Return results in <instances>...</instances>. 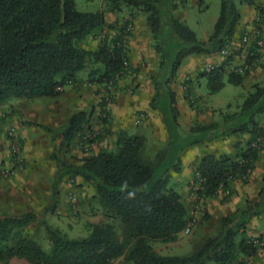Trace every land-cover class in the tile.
Returning <instances> with one entry per match:
<instances>
[{
  "label": "trees",
  "instance_id": "16d2710c",
  "mask_svg": "<svg viewBox=\"0 0 264 264\" xmlns=\"http://www.w3.org/2000/svg\"><path fill=\"white\" fill-rule=\"evenodd\" d=\"M248 3L254 5L252 1ZM123 6L148 15L149 27L157 41L154 48L161 64L163 67L171 64L166 89L171 95V109L175 115H178L176 95L168 84L185 59L220 54L228 43L237 39V27L242 19L236 0H221V12L212 36L208 41H200L197 34L174 14L165 16L160 0H107V10L97 13L78 11L76 0H0V108L13 98L63 97L66 87L78 83L79 73L86 70L90 62L102 66L93 71L91 83L106 89L111 83L117 86L118 79L127 73L129 57L123 46L124 34L110 40L104 33L116 29L107 22L106 13L121 12ZM172 8L174 12L176 5ZM257 10L264 12L263 6H257ZM163 35L165 40L160 39ZM89 37L103 38L95 50L82 46ZM257 49L255 44L252 48L254 57L249 58V63L260 56ZM234 59V55L228 57L220 67L198 74L199 78H207L211 93L225 87L226 75L229 83L243 85L248 72L239 75L227 71ZM153 80L158 99L162 96L161 78L154 75ZM191 81L189 78L186 82ZM254 89L241 113L244 117L248 114V120L240 123L237 129L222 133L224 137L250 133L252 140L246 149L235 155L206 154L198 161L195 175L196 179L202 180L198 191L201 200L215 198L221 192L232 194L230 185L234 181L249 182L261 150L252 143L264 134V125L257 120V116L264 115V82L256 84ZM107 104L104 99L101 115H108ZM106 118L103 120L107 124ZM87 122L86 112L75 114L54 139L60 140L63 148L70 149L81 138V128ZM36 126L53 132L49 127ZM216 128L217 124L197 125L190 132ZM145 148L143 135L123 133L118 135L115 148L86 155L78 166L61 162V173L57 174L54 189H58L66 176L73 182L80 180L82 186L93 190V201L101 206L110 222L92 225L88 236L73 239L34 211L19 215L0 214V263L7 264L18 258L31 264H114L118 260H122L120 264H206L207 261L246 264V260L261 251L252 244L247 225L252 218L261 215L264 204L247 201L244 209L222 219L220 235L208 239L197 253L189 257L159 255L151 243L174 242L189 225L188 206L171 184L172 174L181 171L182 160L171 154L170 149L160 152L155 160H149L144 156ZM171 159H176L175 163ZM115 221L123 226L121 236ZM34 224L43 226L49 249L36 242L35 236L27 231Z\"/></svg>",
  "mask_w": 264,
  "mask_h": 264
},
{
  "label": "rangeland",
  "instance_id": "374dc122",
  "mask_svg": "<svg viewBox=\"0 0 264 264\" xmlns=\"http://www.w3.org/2000/svg\"><path fill=\"white\" fill-rule=\"evenodd\" d=\"M160 1L165 16L168 17L171 14L176 16V13L172 11V7L177 2L180 3V0ZM249 1L255 3L254 0H236L240 9H243L241 4H246ZM180 5L183 6L179 12L185 14L189 28L197 34L200 41H208L220 16L221 0H203V4L199 0H187V3L183 2ZM76 6L80 12L97 13L107 10V0H76ZM258 6L262 5L259 4ZM257 11L258 17L253 24L257 29H262L264 26V12ZM147 19L148 15L146 13L125 6H123L121 12L106 13L107 22L115 26L116 29L106 30L104 35L109 37L110 40L121 36V34H124L127 38L126 50L129 57L127 73L118 79L117 86L106 89L100 84L91 83L89 79L93 71L102 69V66L90 62L87 69L79 73L78 83L74 88L67 90L66 87V94L63 97L38 98L35 100L13 98L0 108V214L19 215L34 211L40 215L41 219H46L49 225L60 229L70 238L86 237L92 225L110 222L101 206L93 201V190L88 186H82L80 180L73 182L67 176L56 190L54 189V183L57 174L61 173V162L78 166L86 155L98 153L101 149L115 148L118 140L116 136L118 130L113 128V124L115 127L117 124L120 126L126 125L128 131L124 129L123 132L125 131V134L128 135H133L131 132L135 129L138 130V133L134 134H141L146 139L145 158L155 160L157 155L166 149H170L171 154L180 156V159L185 156L188 150L193 148L205 150L209 143L224 139L223 132L228 129H237L240 123L246 119L248 120V114L244 117L241 113L245 102L255 91L254 83L252 85V82H247L244 85L236 86L228 82V75H226L225 87L217 93H211L208 80L203 77L201 78L200 97H192L187 101V104L192 111H197L201 118H205L200 122L194 121V127L217 124V128L205 132L191 133L187 129L181 112H179L178 104L175 105L178 115H175L171 109V95L166 89V83L170 78L171 64H166V67L162 66L161 58L154 48L157 41L154 39ZM128 22L127 28H124ZM137 24L141 27L138 37L135 33ZM143 26L147 27L148 30H144ZM128 27L130 31H126ZM146 34L151 37L150 45L146 41H141L142 38H146ZM140 35L142 38H140ZM243 35L239 34L237 40L240 41L244 37ZM134 36L136 37V56L147 60L150 65L149 71H146L143 66L131 67L130 53L133 49L132 45L134 47V40L132 39ZM250 36L251 39L254 38L251 34ZM164 37L166 36L163 35L160 39L165 40ZM102 39L100 37H89L82 43V46L87 50H95ZM141 42L143 43L142 46L139 45ZM145 45L157 53L158 56L154 57V60L149 55V49H144L143 46ZM259 55L256 57L255 64L256 66L261 64L264 67V60L261 63L262 56ZM209 58L207 55H195L185 59L175 78L168 84L175 95H177L179 87L187 74H190L187 77L195 78L199 73L207 70ZM156 68L157 72L155 73ZM234 69L230 68L227 71L232 73L235 71ZM154 75L160 76L159 83L163 88L161 89L162 96L158 99L155 97L157 85L153 80ZM149 81L154 88V96L150 106L154 104V106H159L165 110L164 117L167 120H164L163 124L168 129L165 139L159 137L161 133L160 122L154 125L151 116L142 108L134 112L136 99L139 95L136 93V88H138L136 84L144 83L146 86L150 84ZM143 90L145 92L146 88L144 87ZM104 99H107L108 115L105 113L101 115ZM192 100L193 102H191ZM124 104H126L125 107L131 108V113L127 110L123 113L119 106ZM113 107L120 108L116 121L113 118ZM139 107H143V104ZM81 112L87 113V124L95 122L94 124L97 123V126H88V129L81 128V131L84 129L81 138H78L72 147L67 150L60 145V140L54 139V135H58L69 124L71 118ZM105 115L107 116V124L103 120V117H106ZM175 118H177V122ZM257 120L261 125H264V115L257 116ZM37 124L54 127L53 132L45 131V128L38 127ZM87 133H94L96 137L84 145L82 137ZM245 134L247 133L240 132L234 136L241 139ZM259 137L263 138V142L259 158L260 174L256 183L259 185L260 194H264V134ZM11 141L15 142L14 148L11 146ZM196 141L198 143H195ZM55 156L57 158H54ZM171 161L175 163L176 159H171ZM182 164L184 166V163ZM183 170L185 171L184 167ZM173 174L171 184L182 194L188 206L190 232L185 233L183 231L174 242L164 243L158 241L152 242L151 245L159 255L164 257H189L201 250L208 239L220 235L223 229L222 219L225 216L219 210L206 209V202L203 203L200 198L193 195V188L198 182L196 175L193 182L185 190L186 185H183V182H178V180L175 181ZM180 180L185 181L186 178L183 176ZM259 199V202L261 201L264 204V195ZM197 206L200 207L199 210L196 209ZM261 216L264 217V207L261 208ZM114 225L121 236L123 226L118 221H115ZM27 231L35 236L34 240L36 242L45 249H49V241L43 226L34 224ZM241 237L240 235L239 239ZM261 251H264V248ZM245 262L249 264L248 260ZM120 263H122V260H118L114 264ZM7 264L31 263L23 259L13 258ZM206 264L217 263L207 261Z\"/></svg>",
  "mask_w": 264,
  "mask_h": 264
},
{
  "label": "crops",
  "instance_id": "0c3cea01",
  "mask_svg": "<svg viewBox=\"0 0 264 264\" xmlns=\"http://www.w3.org/2000/svg\"><path fill=\"white\" fill-rule=\"evenodd\" d=\"M255 3L254 5H250L249 3L246 4H241L243 9H240L241 14H242V19L239 23V26L237 27V32H236V37L238 38L239 34H245V33H250L254 38L251 39L250 38V45H248V49L244 50L241 54L239 53L237 55V57L234 59L233 63L230 65V67L227 68V70H229L230 68H238L239 66H241L245 61L246 58H253L254 55L252 53V48L255 44H257L258 40H261L263 42V45L261 47H259L257 45V51L259 54H261L262 58H261V63L262 60H264V26L262 27V29H257L256 27H254V22L258 17V11H257V6L259 4H261L262 6L264 5V0H254ZM187 3V0H180V3L177 2L176 4V8L174 9V12L176 13V17L179 18L181 21L185 22L187 24V19L184 13H180L179 11L181 10L180 8L183 5H180L182 3ZM203 4V2L201 3ZM188 25V24H187ZM144 27V26H143ZM139 30H141V27H139V25L137 24L136 26V37H138L139 35ZM144 30H148L147 27H144ZM259 32V35L257 36V33ZM146 38H142V36L140 35L141 41L143 42H147L149 43V45L151 44V37H148L147 34L145 35ZM244 36V35H243ZM136 37L134 36V38H132L134 40L133 44L134 47L132 45V51L130 53L131 56V67L132 68H137V67H142L146 70L149 71L150 69V65L148 64L146 59H140L139 57L136 56ZM237 40V39H236ZM142 42L139 43V45L142 46ZM144 49L148 50L149 49V55L151 56V58H153V60L155 59L154 57L158 56L157 53L155 51H152L151 48L143 46ZM141 47V48H143ZM150 51H152L150 53ZM148 53V52H147ZM249 54V57H248ZM225 58H223L220 54L218 55H213L210 56L209 61H208V67L207 70H209L211 67H220L221 65H223L225 63ZM249 60V59H248ZM254 63V67L253 69L248 72L249 75L246 77V79L243 82V85L247 82H252L251 84L254 86L256 84H261L264 81V67L263 65H258L256 66L255 62ZM200 66V65H199ZM198 66V68H199ZM234 69V70H235ZM157 72V68L155 69V73ZM190 75V74H187ZM185 80L182 82V84L179 87V90L177 92L176 95V100H177V104H178V108H179V112H181V115L186 123L187 129L191 130L194 127V121H202L205 120V118H201L200 114L197 111H192L188 104L187 101L190 100L192 97L193 98H199L200 97V90L202 88V84H201V78L198 77V75L195 78H191V83H187L186 81H188L189 77H187ZM150 83V81H149ZM77 84V83H76ZM76 84H71L69 86H67V90L73 89L74 86ZM136 86H138V88H136V93H138V97L136 99V103H135V109L134 112L136 110H139V108H142V110H145L149 116H151L154 125H156V123H161L160 125V136L161 138H166L167 133H168V129L165 128L163 121L167 120V118L164 117L165 114V110L164 108H160L159 106H150L153 96H154V88L152 83L147 84L146 86L144 85V83L142 84H136ZM146 88L145 92L143 90V88ZM193 102V100L191 101ZM143 107H139V105H142ZM126 104H124L123 106H119L121 107V110H123V113L126 112V110L131 113L132 110L131 108H127L125 107ZM117 107H113L112 109V113H113V118L116 119L119 116V110L120 108ZM128 113V114H129ZM97 116V115H96ZM130 116V115H129ZM94 117V116H93ZM92 117V119H93ZM91 119V120H92ZM115 121H113L115 123ZM129 122V120H128ZM95 122H89L87 125L84 126V129H88V126H93L94 127L97 126V123L94 124ZM39 125V124H37ZM43 125V124H40ZM46 127H51L49 125H43ZM113 128H117L118 133L116 134V136L118 137V135L120 134H125V131H128V129H126V125H122L120 126L119 124H117V126L115 127V125H112ZM39 127V126H38ZM54 127H51V129H53ZM135 128V127H134ZM133 128V130H134ZM83 129V130H84ZM125 129V131L123 132V130ZM82 130V132H83ZM45 131H47L45 129ZM136 131V129H135ZM132 131L131 133H138V130L135 132ZM49 132V131H48ZM81 132V133H82ZM252 140V134L247 133L243 136V138L239 139L234 135L231 136H225L224 139L220 140V141H216V142H212L209 143L206 147L205 150H200L198 148H193L191 150H188V152H186L185 156L181 159L182 163H184V166L182 164V168L180 172H175L173 174L175 181L178 180V182L182 183L185 186V190L188 188V185H190V183L193 182L194 178H195V168L196 165L198 163V161L205 156L206 154H215L216 156H224V155H235L236 153H238L241 149H246V146L248 145V143ZM77 141V140H76ZM218 144V145H217ZM261 157H263V155H261ZM260 160H258L255 163V167L254 170L252 171L250 177H249V182L248 183H244L243 181H234L231 185L230 188L232 190V194H227L226 192H221L217 197L215 198H210L207 200H201L203 203L206 202V209H213L215 211L219 210L222 212V214L226 217L229 216L233 213H235L237 210H241L244 209L246 207V203L247 201H252V202H258L260 199V192H259V185H257V181H258V177H259V169H260V165H259ZM183 167L185 168V171L183 170ZM185 177L186 180L182 181L180 180L181 177ZM261 187V186H260ZM187 192V191H185ZM186 194V193H185ZM187 196V194H186ZM218 206V207H216ZM247 233L251 238H255V239H262L264 240V217L263 216H258V217H254L250 220L249 224L247 225ZM249 264H264V251H260L255 257H252L251 259H248Z\"/></svg>",
  "mask_w": 264,
  "mask_h": 264
},
{
  "label": "built area",
  "instance_id": "2783aa9c",
  "mask_svg": "<svg viewBox=\"0 0 264 264\" xmlns=\"http://www.w3.org/2000/svg\"><path fill=\"white\" fill-rule=\"evenodd\" d=\"M126 31H130V28L128 27V29ZM259 35V32L257 33V36ZM250 33H245L244 37L239 41V40H233L232 42L228 43L220 52V55L224 58H228L234 55V57L236 58L237 55L241 52H243L244 50L247 49L249 43H250ZM126 43H127V38L126 36H124V41H123V46L126 48ZM257 45L259 47H261L263 45V42L261 40L257 41ZM249 57V54H248ZM249 58H246V61L239 66L238 68L235 69L234 73L239 74V75H245L247 72H250L253 67H254V63H249ZM213 67H211L209 70H212ZM113 84L111 83L109 85V88H112ZM106 116V115H105ZM96 137V134L94 133H87L82 137V141L83 144H87L88 142L92 141V139H94ZM262 142H263V138L262 137H258L253 143L252 146L253 147H257L258 149H261L262 146ZM11 146L14 148L15 147V142L11 141ZM198 182L197 185L193 188L194 193L193 195H196V197H198V191L199 189H201V183L202 180L197 177ZM228 194V192H226ZM199 198V197H198ZM197 210L200 209L199 206L196 207ZM185 233H189L190 232V227H187L184 230ZM252 244L260 249L264 248V241L261 239H252Z\"/></svg>",
  "mask_w": 264,
  "mask_h": 264
}]
</instances>
